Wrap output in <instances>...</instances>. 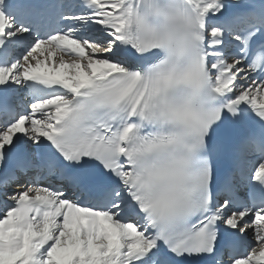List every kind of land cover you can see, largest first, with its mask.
Here are the masks:
<instances>
[{
	"label": "snow or ice",
	"instance_id": "6c2138e0",
	"mask_svg": "<svg viewBox=\"0 0 264 264\" xmlns=\"http://www.w3.org/2000/svg\"><path fill=\"white\" fill-rule=\"evenodd\" d=\"M0 264H264V0H0Z\"/></svg>",
	"mask_w": 264,
	"mask_h": 264
}]
</instances>
